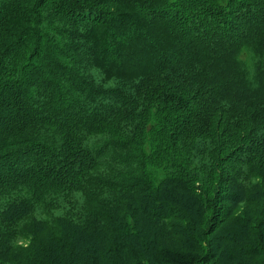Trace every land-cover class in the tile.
Returning <instances> with one entry per match:
<instances>
[{
  "label": "trees",
  "instance_id": "16d2710c",
  "mask_svg": "<svg viewBox=\"0 0 264 264\" xmlns=\"http://www.w3.org/2000/svg\"><path fill=\"white\" fill-rule=\"evenodd\" d=\"M0 264H264V0H0Z\"/></svg>",
  "mask_w": 264,
  "mask_h": 264
},
{
  "label": "rangeland",
  "instance_id": "374dc122",
  "mask_svg": "<svg viewBox=\"0 0 264 264\" xmlns=\"http://www.w3.org/2000/svg\"><path fill=\"white\" fill-rule=\"evenodd\" d=\"M178 240V239H177Z\"/></svg>",
  "mask_w": 264,
  "mask_h": 264
}]
</instances>
